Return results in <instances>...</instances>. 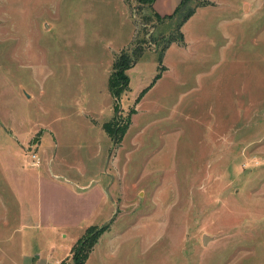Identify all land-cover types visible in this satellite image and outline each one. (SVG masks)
Listing matches in <instances>:
<instances>
[{"label":"rangeland","instance_id":"rangeland-1","mask_svg":"<svg viewBox=\"0 0 264 264\" xmlns=\"http://www.w3.org/2000/svg\"><path fill=\"white\" fill-rule=\"evenodd\" d=\"M202 1L152 83L177 17L0 0V264H264V0Z\"/></svg>","mask_w":264,"mask_h":264},{"label":"trees","instance_id":"trees-1","mask_svg":"<svg viewBox=\"0 0 264 264\" xmlns=\"http://www.w3.org/2000/svg\"><path fill=\"white\" fill-rule=\"evenodd\" d=\"M138 2L147 3V5H148L147 9L151 12L152 17H154L161 24H163L165 22H168V21L172 22L176 17L178 18V20L176 22V25H174V28L178 32L179 35L178 36H173V37L166 38L165 40H163L162 42L159 43V45H162V47L160 49V55H159L158 73L156 74V76H155V78H154V80L152 82V83H155V81L160 78L161 72L163 71V67L161 66V63H162V58L164 56L165 51L173 43H177L178 45H182L183 44L184 38H183V34L181 32L182 26L195 13L196 8L206 6L209 3L206 2V1L200 0L199 4H197L195 6H191L192 5V1L191 0H182L179 3V5L176 7V9L173 11V13L171 15L165 16L163 18H160L153 11V3H154V0H138ZM136 53L137 52H134L132 54L131 59L127 62L130 67H133L136 64V61H135ZM123 81H124V83H125V85L127 87L129 81H128V79L125 76L123 77ZM151 86L152 85H150L149 87H151ZM111 88H112V78H111ZM145 91L146 90H143L142 93H141V95ZM103 228H105V226L101 227V229H103ZM79 242L76 243V245H74V247L72 248V251H73L74 257H75L74 264H83V262H84L83 258L85 257V254L82 253V251L84 249H81V252H80V248L81 247H80V245H78ZM81 256H84V257L81 259L80 258Z\"/></svg>","mask_w":264,"mask_h":264},{"label":"crops","instance_id":"crops-1","mask_svg":"<svg viewBox=\"0 0 264 264\" xmlns=\"http://www.w3.org/2000/svg\"><path fill=\"white\" fill-rule=\"evenodd\" d=\"M182 0H154V3H153V11H154V13L157 15V16H159L160 18H163V17H165V16H169V15H171L172 13H173V11L176 9V7L179 5V3L181 2ZM207 2V1H206ZM210 5H206V6H203V7H210V6H212L211 5V3H209ZM196 12V11H195ZM195 14V13H194ZM191 18V17H190ZM189 18V19H190ZM188 19V20H189ZM184 26V25H183ZM182 26V27H183ZM178 45V44H177ZM178 46H180V47H183V48H185L186 47V43H185V41H184V43L182 44V45H178ZM165 54V53H164ZM164 58V57H163ZM20 206V205H19ZM20 211H21V208H20ZM23 212H26V214H30L31 213V211H29V209L27 210H25V211H23ZM23 212H21V218H22V216H23ZM33 213V215L34 216H36L37 214H36V208H35V210H33L32 211ZM32 225V224H31ZM56 263H59V260H55V262H54V264H56Z\"/></svg>","mask_w":264,"mask_h":264},{"label":"water","instance_id":"water-1","mask_svg":"<svg viewBox=\"0 0 264 264\" xmlns=\"http://www.w3.org/2000/svg\"><path fill=\"white\" fill-rule=\"evenodd\" d=\"M206 238H207L206 236L203 237V243L206 242Z\"/></svg>","mask_w":264,"mask_h":264},{"label":"built area","instance_id":"built-area-1","mask_svg":"<svg viewBox=\"0 0 264 264\" xmlns=\"http://www.w3.org/2000/svg\"><path fill=\"white\" fill-rule=\"evenodd\" d=\"M32 157H33V158H35V157H36V155H34V154H33V155H32ZM56 264H59V263H56Z\"/></svg>","mask_w":264,"mask_h":264}]
</instances>
